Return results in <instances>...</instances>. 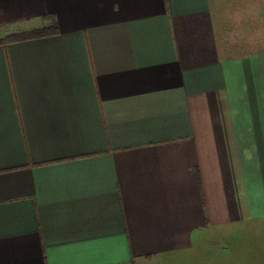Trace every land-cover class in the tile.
Listing matches in <instances>:
<instances>
[{
	"label": "crops",
	"instance_id": "1",
	"mask_svg": "<svg viewBox=\"0 0 264 264\" xmlns=\"http://www.w3.org/2000/svg\"><path fill=\"white\" fill-rule=\"evenodd\" d=\"M256 2L0 0V264H264V51L219 44Z\"/></svg>",
	"mask_w": 264,
	"mask_h": 264
},
{
	"label": "rangeland",
	"instance_id": "2",
	"mask_svg": "<svg viewBox=\"0 0 264 264\" xmlns=\"http://www.w3.org/2000/svg\"><path fill=\"white\" fill-rule=\"evenodd\" d=\"M241 13L240 17H234L237 22L235 27L238 26L240 30H235L234 33H226V38L219 41L220 48L226 56L264 51V0H257L255 8H242ZM231 36L234 37L229 38ZM241 234L242 237H245L249 235V232L246 230L241 232ZM210 235L209 245L201 247L197 253L192 254L194 261H197V259L203 261L199 264H249L253 255L260 256L258 255L259 248L251 247L250 249L248 247L250 243L249 240H246V237L242 239L216 240L212 239V234ZM263 235L258 239L263 241ZM238 240L242 244L241 247L233 248L229 241L236 242ZM217 257H224L223 262H219Z\"/></svg>",
	"mask_w": 264,
	"mask_h": 264
},
{
	"label": "trees",
	"instance_id": "3",
	"mask_svg": "<svg viewBox=\"0 0 264 264\" xmlns=\"http://www.w3.org/2000/svg\"><path fill=\"white\" fill-rule=\"evenodd\" d=\"M56 31H57L56 26L52 28L44 27V28L34 29L29 32H23V33L10 35L6 37L5 39L1 40V42H14L18 40L27 39V38L46 36V35L53 34Z\"/></svg>",
	"mask_w": 264,
	"mask_h": 264
}]
</instances>
